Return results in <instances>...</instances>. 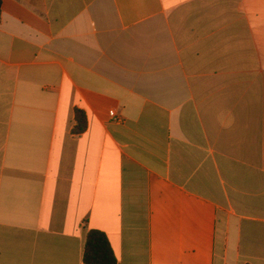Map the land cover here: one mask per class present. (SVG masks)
Segmentation results:
<instances>
[{
  "label": "crops",
  "instance_id": "0c3cea01",
  "mask_svg": "<svg viewBox=\"0 0 264 264\" xmlns=\"http://www.w3.org/2000/svg\"><path fill=\"white\" fill-rule=\"evenodd\" d=\"M91 230L264 264V0H2L0 264H85Z\"/></svg>",
  "mask_w": 264,
  "mask_h": 264
},
{
  "label": "trees",
  "instance_id": "16d2710c",
  "mask_svg": "<svg viewBox=\"0 0 264 264\" xmlns=\"http://www.w3.org/2000/svg\"><path fill=\"white\" fill-rule=\"evenodd\" d=\"M2 0H0L1 16ZM75 135H81L87 130V117L83 111H76ZM85 264H118L111 244L106 234L99 230H91L87 235L85 251Z\"/></svg>",
  "mask_w": 264,
  "mask_h": 264
},
{
  "label": "built area",
  "instance_id": "2783aa9c",
  "mask_svg": "<svg viewBox=\"0 0 264 264\" xmlns=\"http://www.w3.org/2000/svg\"><path fill=\"white\" fill-rule=\"evenodd\" d=\"M110 116H111L113 121H115V122H119L120 121L119 117L114 112H111Z\"/></svg>",
  "mask_w": 264,
  "mask_h": 264
},
{
  "label": "rangeland",
  "instance_id": "374dc122",
  "mask_svg": "<svg viewBox=\"0 0 264 264\" xmlns=\"http://www.w3.org/2000/svg\"><path fill=\"white\" fill-rule=\"evenodd\" d=\"M220 251H221V241L219 242V245H218V252L220 253ZM220 260L218 259V261L217 262H219Z\"/></svg>",
  "mask_w": 264,
  "mask_h": 264
}]
</instances>
